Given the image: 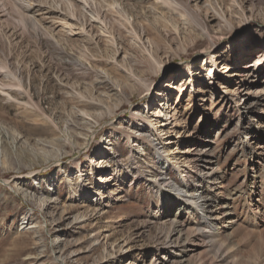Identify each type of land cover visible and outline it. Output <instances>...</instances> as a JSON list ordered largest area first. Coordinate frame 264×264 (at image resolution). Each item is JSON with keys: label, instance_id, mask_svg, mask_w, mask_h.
<instances>
[{"label": "rangeland", "instance_id": "obj_1", "mask_svg": "<svg viewBox=\"0 0 264 264\" xmlns=\"http://www.w3.org/2000/svg\"><path fill=\"white\" fill-rule=\"evenodd\" d=\"M93 1L0 0V264H264V0Z\"/></svg>", "mask_w": 264, "mask_h": 264}, {"label": "bare ground", "instance_id": "obj_2", "mask_svg": "<svg viewBox=\"0 0 264 264\" xmlns=\"http://www.w3.org/2000/svg\"><path fill=\"white\" fill-rule=\"evenodd\" d=\"M16 1H18V0H16ZM29 1V0H28ZM93 1V0H92ZM84 2H85V4L87 5H90V3L88 2V0H84ZM94 2V1H93ZM20 5V4H19ZM30 6V5H29ZM81 6V5H80ZM80 6H75V9L77 10L76 12H75V16L77 17V19L78 18H83L84 20L86 19V16L85 15H83L82 13H81V10H80ZM22 7H27V6H23L22 5ZM108 7H110L111 9H110V11L112 12V13H114V14H119L120 13V11H118L116 8H114L113 7V5L112 4H110ZM27 8H29V7H27ZM82 9V8H81ZM85 10V9H84ZM94 14H95V16H96V19L97 20H99L100 22H104L106 19H107V17H104L103 18V14H100V12H101V10L100 9H96L95 8V10H94ZM37 13V12H36ZM72 14L74 15V13L72 12ZM46 16V15H45ZM223 18V17H222ZM31 20V19H30ZM79 20V19H78ZM81 21V20H80ZM118 21V20H117ZM84 22H86V21H84ZM84 22H82V23H84ZM112 24H114V25H116V23H115V21H113V22H111V25H110V27L112 28ZM101 32H104V31H102V30H100ZM148 43L149 44H151V45H155L156 46V44H155V42L154 41H152V40H150V39H148ZM145 43H143V45H144ZM261 52V56L257 59V61H255V63L253 64V65H247L246 66V71L247 72H251V73H253L255 76H258V73H257V69H259L260 68V66L262 65V64H264V51H260ZM150 58H151V60L155 63V64H158V63H160L159 61H158V58L157 57H155L152 53H150ZM152 65V64H151ZM153 66V65H152ZM246 71L244 70L243 71V73H246ZM240 72V71H239ZM238 74V73H237ZM11 76V75H10ZM13 77V76H12ZM14 78V77H13ZM17 78V77H16ZM237 81V80H236ZM20 85V84H19ZM19 85H17V86H19ZM142 86L144 87V86H147L145 83H142ZM16 87V86H15ZM160 89H158V90H156L155 91V89L153 90V91H155V94L154 95H158V93L160 92L159 91ZM152 91V92H153ZM254 102V101H253ZM258 103V102H257ZM262 103V102H261ZM263 105H264V103H263ZM168 109V108H167ZM167 109H163L164 111H163V114H162V116H164L165 118L164 119H168V115H170L171 113V111H175V108H171L170 110L171 111H169V110H167ZM244 109L247 111L248 109H249V107L248 106H245L244 107ZM263 111H264V106H263ZM174 116V114H172L171 116H169V118L170 117H173ZM167 124V123H166ZM247 128V127H246ZM246 131V130H245ZM177 133H179L178 132V130L176 131ZM256 149H259V147H257L256 146ZM190 150V149H189ZM158 152V151H157ZM191 152H193V154L194 155H196L197 156V161H194L195 159H193V160H191L192 161V167H193V171L195 172L194 174H191L190 172H188V171H186L185 172V176L182 178V180L180 181V185H183V186H185V187H187V189H188V192L189 191H191L190 189H192L193 188V185L191 184L192 183V181L194 180V179H196V180H198V181H200V180H208V179H210V178H213L212 176H213V174H212V172H211V170L210 171H208V170H204V169H202V168H196V166L198 165V162L199 161H201L202 159H203V157H204V153L205 152H207V150L206 149H204V148H201V147H192L191 146ZM208 153V152H207ZM162 154V153H161ZM160 153H159V156L161 155ZM192 154V155H193ZM131 160V159H130ZM203 160H205V159H203ZM187 162V161H186ZM194 162H196V163H194ZM190 163V162H189ZM161 165H166V161L165 160H163L162 161V163H161ZM197 169V170H196ZM213 170V169H212ZM193 173V172H192ZM162 176H161V178H160V182L161 183H168L167 182V180H166V178L164 177L165 176V174H164V172H163V174H161ZM216 175V174H215ZM203 182V181H202ZM211 182V181H210ZM208 183H209V181H208ZM177 185V184H176ZM194 186H196L195 184H194ZM199 186H201V185H199ZM214 188V187H213ZM211 190H212V188H211ZM210 190V192L209 191H207L205 188H200V187H195L194 188V190L193 191H195L194 193H196L197 194V196L196 197H194V193H193V191H191L190 192V194H191V197H190V195H189V198L187 197H184L183 196V201H185V203L187 204V206H189V205H191V206H195L196 207V209H198L199 211V214H198V216L203 220V222L204 223H208L207 225H208V228H214L215 227V229H218L217 228V226L216 225H220L221 223V225H223L224 224V220H225V222H226V220H227V225H231V226H234V224H236V220L235 219H233V213L230 211V208H229V205L225 202V200H222L220 197H218L217 195H216V193H215V195L213 194V192ZM221 195V194H220ZM193 196V197H192ZM183 209H184V207H183ZM177 217V216H176ZM226 218V219H225ZM200 220V219H199ZM175 223H177V222H175ZM205 225V224H204ZM224 226V225H223ZM201 230V229H200ZM206 231V230H205ZM211 231V230H210ZM209 231V232H210ZM173 232V233H172ZM179 232H181V229H178V230H175V229H173V230H171V233H172V235H175L176 233H179ZM201 232V231H200ZM213 232H214V230H213ZM212 232V233H213ZM201 233H203V232H201ZM212 233H208V234H212ZM215 233V232H214ZM213 233V235H215ZM217 233H220L219 231H217ZM199 234V233H198ZM201 236V235H200ZM217 236V235H216ZM170 237H172V236H170ZM215 237V236H214ZM169 239V238H168ZM173 239V238H172ZM189 239V237L187 238L186 237V239H185V241L186 240H188ZM167 241V240H166ZM185 241H183V242H181V241H178V243L179 244H172V241H171V239H169L168 241H167V244L168 245H170L171 244V247H174V246H176V245H178V246H181V248L183 247H185L186 245H185ZM132 242V241H131ZM135 242V241H134ZM169 250V249H168ZM185 250H183L182 249V252H184Z\"/></svg>", "mask_w": 264, "mask_h": 264}]
</instances>
